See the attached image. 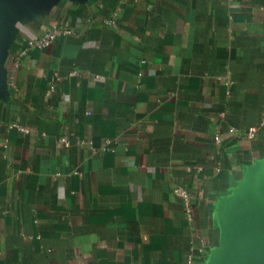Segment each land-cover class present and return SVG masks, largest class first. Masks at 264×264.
Segmentation results:
<instances>
[{
    "label": "crops",
    "instance_id": "1",
    "mask_svg": "<svg viewBox=\"0 0 264 264\" xmlns=\"http://www.w3.org/2000/svg\"><path fill=\"white\" fill-rule=\"evenodd\" d=\"M52 28L0 87V264H214L264 168V0L31 1L4 66Z\"/></svg>",
    "mask_w": 264,
    "mask_h": 264
},
{
    "label": "water",
    "instance_id": "2",
    "mask_svg": "<svg viewBox=\"0 0 264 264\" xmlns=\"http://www.w3.org/2000/svg\"><path fill=\"white\" fill-rule=\"evenodd\" d=\"M35 0H0V29L7 12ZM0 36V87L7 84V55ZM248 189L221 203L219 228L223 232L220 254L214 264H264V168L256 164Z\"/></svg>",
    "mask_w": 264,
    "mask_h": 264
},
{
    "label": "built area",
    "instance_id": "3",
    "mask_svg": "<svg viewBox=\"0 0 264 264\" xmlns=\"http://www.w3.org/2000/svg\"><path fill=\"white\" fill-rule=\"evenodd\" d=\"M59 30L56 28L48 29L35 37L29 38L26 42V45L23 46L21 49H19V52L16 56L13 57V59L10 62V66L7 67V81L11 82L15 78V74L17 72V69L20 65L21 58L27 54V51L32 47H38V48H45L49 46L53 40L56 38V36L59 34ZM73 31L70 29H65L62 31L64 34H70ZM20 131H25V128L23 126H12ZM257 127H250L247 132L246 136L248 138H253L255 136V133L257 132ZM220 139L217 138L216 141H219Z\"/></svg>",
    "mask_w": 264,
    "mask_h": 264
}]
</instances>
